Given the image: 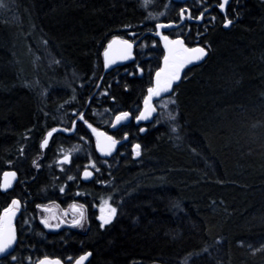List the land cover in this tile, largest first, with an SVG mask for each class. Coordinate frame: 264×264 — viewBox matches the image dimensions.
<instances>
[{"label": "trees", "instance_id": "16d2710c", "mask_svg": "<svg viewBox=\"0 0 264 264\" xmlns=\"http://www.w3.org/2000/svg\"><path fill=\"white\" fill-rule=\"evenodd\" d=\"M171 1L0 2V217L20 201L22 263L91 253L88 264H264V0H231L230 29L219 0L191 3L210 9L205 23L173 35L208 58L187 68L144 132L127 127L110 159L87 130L116 133V117L140 113L165 54L156 25L178 23L184 8ZM116 38L138 42L136 56L106 73ZM81 116L73 136L56 134L43 151L48 131ZM60 150L72 157L62 170ZM9 170L19 180L2 193ZM105 199L116 215L103 226ZM53 201L83 204L87 229L47 231L39 207Z\"/></svg>", "mask_w": 264, "mask_h": 264}, {"label": "water", "instance_id": "95a60500", "mask_svg": "<svg viewBox=\"0 0 264 264\" xmlns=\"http://www.w3.org/2000/svg\"><path fill=\"white\" fill-rule=\"evenodd\" d=\"M192 0H172L171 2L177 3V4H181L182 6L186 5L187 3L191 2ZM222 4H224L223 8H220L219 10L221 11L222 14H226V8L228 7L230 0H227V3H224V0H221ZM184 13L188 14V21L190 23H196V24H202L203 23V19L204 16L210 13V10H206L203 13V18H198V19H192L191 18V14L189 9H184V11H182L181 13V22L179 23H174V22H160L156 25V32L153 34L154 38L158 39L162 44V47L165 50V54L166 56L169 57L168 63L166 65L165 63V57L162 61V69L164 70L163 72H161V70L159 72H161V75L159 78H157V75H155V86L152 88L153 90H156L158 87L160 89L159 94L158 95H152L151 98L149 99V91L143 101L142 104V109L140 111V113L138 114V116L135 118L134 123L136 126H141V125H146L148 127V125L152 124L156 117L158 116V107H156V103L166 99L170 96H172V94L174 93V90L176 87H178L180 85V83L183 80L184 77V73L185 70L187 69V67L190 66H194L197 64H201L203 63L207 58H208V52L207 50L202 47V46H196V47H192L189 48L186 45V42L182 39V38H177V39H171L170 37H168L167 35H165V33L173 31V30H177L180 27H182L184 25V21H185V15ZM201 17V16H200ZM233 23H226L224 25V29H229L231 27ZM227 25V26H226ZM165 37H167V40L165 39ZM182 41V46L178 45V44H173L172 41ZM138 42H131L128 40H122L119 38L114 39L113 41H111L105 52L103 55L104 58V67H105V72L108 73L113 69L116 68H120L128 63H131L134 61L135 59V50L137 48ZM167 45V46H166ZM187 48V49H193V48H203L204 49V55L202 56V58L200 60H192L191 63L188 62V60L191 59V57L194 55L192 53H186L181 51V48ZM171 50V52H170ZM179 73V79L177 80H173L171 83V86L168 87L166 84L167 78L169 76V74L173 71H177ZM159 81V83H158ZM167 89V90H165ZM148 101V103L146 104L145 101ZM146 116L147 118L145 119H140L141 115ZM120 117V120H115V126L117 128L118 125H120L122 122L124 123H129L131 122L133 119L131 118V115H128L127 118H124L123 115L118 116ZM84 118L83 116H81L74 124L73 127L71 129H67V128H63V127H55V129L53 128L52 130L48 131L46 138L48 143L47 145L50 143L51 138L56 135V134H63L66 136H72L75 133V129H76V123L79 121H83ZM89 130L93 133L95 141H96V148L98 150L99 155L104 158V159H110L118 150V148L120 146H122L123 142H118L114 141L113 138L105 131H99L96 130V128L89 126ZM52 133L51 136H49L48 134ZM126 140H128L127 138H125ZM115 142V143H113ZM46 145V146H47ZM44 142L42 144V149L45 150ZM137 149V147L135 148ZM90 172L91 175L88 176L87 178L85 177V172ZM14 174V175H13ZM18 173L15 170H9L6 171L3 175V179L1 181V192L2 193H9L11 192L16 184L18 183L19 180V176L17 175ZM83 179H85V181H91L94 179L95 175L94 172L91 170H85L82 173ZM18 203L17 204H13L12 203V208L9 210H6L5 212H3V214L0 217V238H7L11 240L10 243V247L8 248V250L5 253H0V257L4 256V255H9L12 254L15 250V247L18 243V235H17V231H16V220L17 217L20 215L21 213V203L19 200H15ZM91 253L88 254H83L82 256H80L75 264H87L90 259ZM83 257V259H81ZM38 264H62L60 259H50V258H45L43 260H41Z\"/></svg>", "mask_w": 264, "mask_h": 264}, {"label": "rangeland", "instance_id": "374dc122", "mask_svg": "<svg viewBox=\"0 0 264 264\" xmlns=\"http://www.w3.org/2000/svg\"><path fill=\"white\" fill-rule=\"evenodd\" d=\"M157 106L162 107L161 104H158ZM49 146L50 143L43 151H46ZM71 158V152H66L64 150L57 152L56 163L58 170H62L65 164H69L71 162ZM101 202V205L97 207V213L101 224L106 226L110 224L111 221H113L116 212H113L114 208L108 199H105ZM11 208L12 207L9 206L8 210ZM44 208L45 209L39 208V220H45L50 226L58 227L59 225L61 226V222H63V227H71L78 231H85L87 229V211L84 205L81 203L74 202L66 207H61L57 203H50L48 205H44ZM105 221H108V223H105Z\"/></svg>", "mask_w": 264, "mask_h": 264}, {"label": "flooded vegetation", "instance_id": "af4514ba", "mask_svg": "<svg viewBox=\"0 0 264 264\" xmlns=\"http://www.w3.org/2000/svg\"><path fill=\"white\" fill-rule=\"evenodd\" d=\"M202 0H192L191 2H189V3H187L186 5H184V8L182 9V11H184V9H189V11H190V14H191V18L192 19H194V21H195V19H198L200 16H201V14H203L204 13V11H206V10H208L209 8L207 7L206 9H204V10H200L201 8H199V6H196V7H194L193 6V9H191L190 7H189V5L192 3V4H194V3H196V2H201ZM222 4V2H221V0H219V3H218V8L220 9L221 7H220V5ZM230 4H231V0H230V3H229V5H228V7L227 8H229V6H230ZM226 8V9H227ZM218 9V10H219ZM194 10V11H193ZM210 10V9H209ZM182 11H180V21H178V23L179 22H181V20H182V18H181V13H182ZM220 11V10H219ZM220 13H221V11H220ZM210 14V13H209ZM209 14H207V15H205L204 16V19H203V23L202 24H196V23H190L189 21H188V14L187 13H184V15H185V21H184V25L182 26V27H180L179 29H177V30H173V31H170V32H167V33H165V35H167L168 37H170L171 39H177V38H182L181 36H178V37H175L174 35H173V33H177V32H179L183 27H185V26H189V25H195V26H202L204 23H205V20L207 19V17H208V15ZM221 15L223 16V20H224V23H223V26L228 22V21H231L232 23H234V20L233 19H231V17H232V15L231 14H229L228 13V9L226 10V14H222L221 13ZM232 26V25H231ZM231 28V27H230ZM229 28V29H230ZM183 39V38H182ZM184 40V39H183ZM185 41V40H184ZM161 43V42H160ZM162 45V44H161ZM187 45V44H186ZM188 46V45H187ZM197 46H200V45H197ZM189 48H192V47H196V46H188ZM203 47V46H202ZM163 48V47H162ZM164 49V48H163ZM136 50H137V48H136ZM136 50H135V54H136ZM165 51V50H164ZM166 53V52H165ZM134 54V55H135ZM136 56V55H135ZM166 56V54H164V57ZM164 57H163V59H164ZM163 59H162V61H163ZM191 67V66H190ZM187 68H189V67H187ZM162 69V63H161V68H160V70ZM160 70H158V72L160 71ZM187 71V69L185 70V72ZM185 75V74H184ZM184 78V77H183ZM155 86V83H154V85H152V88ZM151 88V89H152ZM164 100V99H163ZM162 101V100H161ZM161 101H159V102H157L156 103V107H158L157 105H158V103H160ZM159 109V108H158ZM138 116V115H137ZM136 116V117H137ZM133 119V118H132ZM116 120V119H115ZM115 120H114V123H113V126H112V128H110V129H112V131H116V133L117 134H119V137L117 136V135H115L116 133H108L112 138H113V140L114 141H117L118 140V142H123V144L125 143V140H122V139H125V138H129V136H127L126 135V133H125V131H127V127L130 125H135V123H134V120H135V118L131 121V122H129V123H124V122H122L120 125H118L117 126V128L116 127H114L115 126ZM84 121V120H83ZM80 122H82V121H80ZM77 124H78V122L76 123V129L75 130H77ZM72 127H73V125H72ZM146 125H141V126H136L135 125V128H138V130L140 131V132H144L145 130H146ZM90 128H89V126L87 127V130H89ZM129 130V129H128ZM90 131V130H89ZM119 132V133H118ZM92 133V132H91ZM75 134V133H74ZM73 134V135H74ZM72 135V136H73ZM94 136V135H93ZM124 137V138H123ZM122 144V145H123ZM95 147H96V144H95ZM136 148V146L134 147V149ZM97 149V148H96ZM97 152H98V150H97ZM135 152H137V149H135ZM85 170H87V169H84L83 171H85ZM88 170H91V169H88ZM83 171H81L82 173H83ZM91 171H93V170H91ZM94 172V171H93ZM94 175H95V177H96V174H95V172H94ZM95 177H94V179L93 180H91V181H94L95 180ZM81 178H82V181L83 182H85V183H88V182H91V181H85V179H83V176H82V174H81ZM17 200V199H16ZM15 201V200H14ZM76 202V201H75ZM50 203H57V204H59L61 207H63L62 206V204H60L61 202L60 201H53V202H50ZM50 203H48V204H50ZM47 204V205H48ZM11 206H12V204H11ZM10 206V207H11ZM39 208H43V209H45L44 208V205L43 206H40ZM22 209V208H21ZM20 216V215H19ZM19 216L17 217V220H16V224H15V226H16V231H17V222H18V218H19ZM40 223H41V226H43L45 229H47V231H49V232H60L61 230H66V229H72V230H76V229H73V228H71V227H63V222H61V226L59 225L58 227H54V226H50V225H48V223L45 221V220H40ZM17 235H18V232H17ZM14 252L12 253V254H9V255H4V256H1L0 257V264H27V263H22V261H20V260H18L14 255ZM13 257H15V259H13ZM79 258V257H78ZM78 258H76V259H66V260H61V262H62V264H75L76 263V261H77V259ZM43 259H45V258H43ZM43 259H41V260H43ZM50 259H52V258H50ZM41 260H39V261H37L35 264H38ZM89 263V262H88ZM87 263V264H88Z\"/></svg>", "mask_w": 264, "mask_h": 264}, {"label": "snow or ice", "instance_id": "6c2138e0", "mask_svg": "<svg viewBox=\"0 0 264 264\" xmlns=\"http://www.w3.org/2000/svg\"><path fill=\"white\" fill-rule=\"evenodd\" d=\"M0 2H2V0H0ZM224 3L226 4V3H227V0H224ZM220 7L223 8V7H224V4H221ZM199 18L202 19V18H203V14H201V17H199ZM228 23H231V21H228ZM226 26H227V25H226ZM165 39L167 40V37H165ZM172 43H173V44H178V45H181V46H182V41H179V40H177V41H172ZM166 46H167V45H166ZM181 51L186 52V53H192V54H194V55L191 57V59L188 60L189 63H191L192 60H200V59L202 58V56L205 54L203 48L187 49V48H183V47H182V48H181ZM170 52H171V50H170ZM168 60H169V57L166 56V57H165V63H166V65H167V63H168ZM163 71H164V70L162 69L161 72H163ZM161 72H157V74H156V75H157V78L160 77ZM177 79H179V73H178V70H177V71H173V72H171V73L169 74L168 78H167V81H166L167 86L170 87L172 81H173V80H177ZM158 83H159V81H158ZM165 90H167V89H165ZM159 91H160L159 87H158L156 90L149 89V99L151 98L152 95H158V94H159ZM145 103L147 104L148 101L146 100ZM123 116H124V118H127V117H128V113H124ZM145 118H147V117L144 116L143 114H142L141 117H140V119H145ZM117 120L119 121V120H120V117H117ZM48 135L51 136L52 133H49ZM47 143H48V141H47V139H45V140H44V145L46 146ZM113 143H115V142H113ZM138 148H139V146L137 145V149H138ZM136 154L139 155V151H137ZM93 167H95V166L93 165ZM13 175H14V174H13ZM90 175H91L90 172H87V171L85 172V177H86V178H87L88 176H90ZM69 179H71V177H69ZM17 203H18L17 201H13V204H17ZM114 211H115V209H113V212H114ZM105 223H108V221H105ZM10 243H11V240H10V239H7V238H0V253H5V252L8 250V248L10 247ZM13 259H15V257H13ZM81 259H83V257H82ZM78 264H79V262H78Z\"/></svg>", "mask_w": 264, "mask_h": 264}]
</instances>
